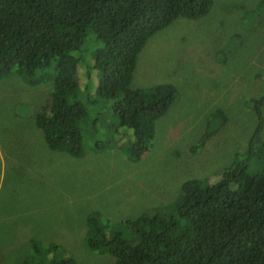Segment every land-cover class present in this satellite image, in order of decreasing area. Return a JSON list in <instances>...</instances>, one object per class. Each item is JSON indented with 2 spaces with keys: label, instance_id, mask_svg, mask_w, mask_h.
Instances as JSON below:
<instances>
[{
  "label": "rangeland",
  "instance_id": "rangeland-1",
  "mask_svg": "<svg viewBox=\"0 0 264 264\" xmlns=\"http://www.w3.org/2000/svg\"><path fill=\"white\" fill-rule=\"evenodd\" d=\"M85 43L91 52L102 46L90 35ZM76 55L89 65L82 51ZM134 73V88L141 77L147 88L169 84L176 92L155 121L150 149L135 160L115 134L112 111L90 96L95 74L81 75L79 99L88 115L79 158L49 149L35 124L28 80L41 82L46 99L50 81L17 67L0 78V264L69 257L75 264H113L111 255L86 247L92 218L134 242L124 221L169 215L187 179L214 183L245 160L250 172L261 169L264 106L256 133L248 103L264 96V0H212L203 17L176 19L148 39ZM215 111L225 121L216 114L210 124Z\"/></svg>",
  "mask_w": 264,
  "mask_h": 264
},
{
  "label": "trees",
  "instance_id": "trees-1",
  "mask_svg": "<svg viewBox=\"0 0 264 264\" xmlns=\"http://www.w3.org/2000/svg\"><path fill=\"white\" fill-rule=\"evenodd\" d=\"M211 6L212 0H0V78L17 67L25 75L42 71L46 82L55 80L57 91L52 90L45 118L35 124L48 148L79 158L88 115L79 99L76 54L82 51L89 57L87 66L98 73L90 91L93 102L112 111L124 152L139 159L150 149L155 121L176 92L169 84L134 88L138 56L153 34L178 18L203 17ZM88 35L102 46L89 51ZM248 104L258 120L257 133L264 96ZM216 114L225 121L220 111L211 113L210 121ZM182 189L184 198L169 215L124 221L135 232L134 242L125 231L92 218L86 247L111 255L113 264H264V161L258 172H250L247 160L239 161L214 183L187 179ZM35 264L75 262L69 257Z\"/></svg>",
  "mask_w": 264,
  "mask_h": 264
},
{
  "label": "clouds",
  "instance_id": "clouds-1",
  "mask_svg": "<svg viewBox=\"0 0 264 264\" xmlns=\"http://www.w3.org/2000/svg\"><path fill=\"white\" fill-rule=\"evenodd\" d=\"M175 21V20H174ZM173 21V22H174ZM170 25V24H169ZM156 34V33H155ZM154 35V34H153ZM152 35V36H153ZM151 36V37H152ZM149 39V38H148ZM148 41V40H147ZM146 41V42H147ZM145 42V44H146ZM144 44V45H145ZM144 47V46H143ZM89 58V57H88ZM78 79H79V89H80V85H81V75L82 74H87L89 75L91 78H93L95 75L96 77L92 80V82H95L97 84V81H98V73H97V70L96 69H90L84 62H80L79 65H78ZM47 71V70H46ZM20 72V71H19ZM36 73H41V75L43 74L42 71H37L35 72L34 74ZM21 75H25L23 74L22 72H20ZM33 74V75H34ZM95 74V75H94ZM7 76V74L5 75ZM30 83H27L28 85H30V89H29V93L31 94L32 96V99L31 101L33 102L32 106H31V109L33 111V113H35V120L39 121L42 119V118H45V115H44V111L48 108L49 106V100H50V97H51V93H52V90H56L57 91V85L55 83V80L50 82V89H49V96L47 97L46 99V96H45V93H44V89H43V86L41 84V82H38V80H34L33 78L29 79L28 80ZM135 81V73H134V76H133V82ZM157 85V84H155ZM137 87H143V88H147L146 85L143 83L142 81V78L141 77H138L137 78ZM84 91H87L88 92V89H83ZM25 92L27 91L26 89L24 90ZM80 93H81V90H80ZM89 94V92H88ZM71 101V96L66 98V101L65 102H69ZM42 108V109H41ZM50 149V148H49ZM192 180H196V179H192ZM212 183V182H210Z\"/></svg>",
  "mask_w": 264,
  "mask_h": 264
},
{
  "label": "crops",
  "instance_id": "crops-1",
  "mask_svg": "<svg viewBox=\"0 0 264 264\" xmlns=\"http://www.w3.org/2000/svg\"><path fill=\"white\" fill-rule=\"evenodd\" d=\"M41 131V130H40ZM42 132V131H41ZM44 136V135H43ZM44 140H45V138H44ZM45 143H46V141H45ZM47 145V144H46ZM48 147V146H47Z\"/></svg>",
  "mask_w": 264,
  "mask_h": 264
},
{
  "label": "bare ground",
  "instance_id": "bare-ground-1",
  "mask_svg": "<svg viewBox=\"0 0 264 264\" xmlns=\"http://www.w3.org/2000/svg\"><path fill=\"white\" fill-rule=\"evenodd\" d=\"M82 101H83V99H82Z\"/></svg>",
  "mask_w": 264,
  "mask_h": 264
}]
</instances>
